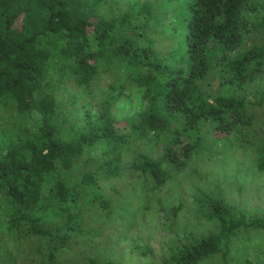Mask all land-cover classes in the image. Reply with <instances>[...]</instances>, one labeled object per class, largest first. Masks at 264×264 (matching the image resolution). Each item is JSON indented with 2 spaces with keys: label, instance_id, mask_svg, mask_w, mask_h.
I'll return each mask as SVG.
<instances>
[{
  "label": "trees",
  "instance_id": "16d2710c",
  "mask_svg": "<svg viewBox=\"0 0 264 264\" xmlns=\"http://www.w3.org/2000/svg\"><path fill=\"white\" fill-rule=\"evenodd\" d=\"M107 1L0 0V264H117L103 257L125 237L105 230L117 185L159 192L210 138L264 172V0ZM134 89L143 109L120 123ZM198 195L216 229L176 234L164 264L227 262L264 230Z\"/></svg>",
  "mask_w": 264,
  "mask_h": 264
},
{
  "label": "rangeland",
  "instance_id": "374dc122",
  "mask_svg": "<svg viewBox=\"0 0 264 264\" xmlns=\"http://www.w3.org/2000/svg\"><path fill=\"white\" fill-rule=\"evenodd\" d=\"M117 1L108 0L106 9L118 7ZM72 92L78 96L84 94L77 88ZM73 95L62 96L63 109ZM142 109L143 101L134 89L120 99L114 113L123 123L126 119H137ZM204 143L211 152L193 156L187 168L174 171L173 178L159 192L146 195L138 185H117L121 196L115 194L112 198L115 216L105 230L107 234L120 233L125 237L107 246L103 250L104 258H112L117 264H164L170 257L176 234L214 233L215 224L202 216L197 204L198 193H219L235 211L264 220V172L260 171L251 149L230 137L217 142L210 138ZM180 205L182 210L173 217L172 209ZM166 214L170 218L166 219ZM175 221L177 226L172 232L170 225ZM204 264H264V230L245 232L235 238L227 262L219 259Z\"/></svg>",
  "mask_w": 264,
  "mask_h": 264
}]
</instances>
